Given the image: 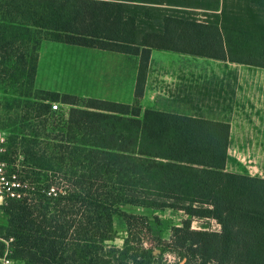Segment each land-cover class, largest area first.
<instances>
[{"label": "trees", "instance_id": "obj_1", "mask_svg": "<svg viewBox=\"0 0 264 264\" xmlns=\"http://www.w3.org/2000/svg\"><path fill=\"white\" fill-rule=\"evenodd\" d=\"M105 17V1L0 0V84L13 89L6 94L17 120L48 119L56 102L72 107L57 143L38 140L46 137L47 119L34 139L10 138L6 156H23L21 166L31 172L22 170L25 178L15 183L24 186L16 189L20 198L4 196L0 258L15 264H264V179L227 172L229 125L143 112L151 53L99 33ZM219 23L229 51L185 54L264 69V0H225ZM45 41L140 56L136 104L37 89ZM127 206L183 212L187 219L170 239H156L158 249L147 248L137 235H152L159 217L127 213ZM117 216L127 225L122 248L108 244ZM195 219L216 221L221 230H195ZM168 253L174 262L165 259Z\"/></svg>", "mask_w": 264, "mask_h": 264}, {"label": "crops", "instance_id": "obj_2", "mask_svg": "<svg viewBox=\"0 0 264 264\" xmlns=\"http://www.w3.org/2000/svg\"><path fill=\"white\" fill-rule=\"evenodd\" d=\"M96 1L106 2V17L104 23L98 26L102 30L99 33L125 37L127 40L122 41L135 44L137 47L133 46V48L139 52L149 51L151 53L144 92L140 99L143 112L149 109L225 123L230 128V150L231 125L228 114L231 113L238 93V90H235L236 85L240 83V69L236 68L252 66L230 60L185 54L196 51L227 52L231 49L222 25L216 24L218 16H222L225 0ZM54 46L66 49L73 47L82 55L75 64L76 78L91 77V80H95L106 93L119 91L124 81H127L129 89L131 88L126 99H123V96L119 99H109L107 96L98 97L90 94L74 96L131 106L136 104L140 56L107 49L45 41L39 53L35 78L37 89L68 94L51 90L52 88L46 82V75L49 71L66 68L67 63H70L68 57H64L61 52H59L58 64L54 62L57 59L51 56L54 53ZM91 50L108 53V56L101 58L98 52L94 53ZM94 55H97V58ZM125 59H128L130 63L136 61L131 74L128 72V67L124 66ZM3 204L4 197L0 195V216ZM0 264H4L1 258Z\"/></svg>", "mask_w": 264, "mask_h": 264}, {"label": "rangeland", "instance_id": "obj_3", "mask_svg": "<svg viewBox=\"0 0 264 264\" xmlns=\"http://www.w3.org/2000/svg\"><path fill=\"white\" fill-rule=\"evenodd\" d=\"M72 48L73 47H69V49H66L60 46H54V53L51 54L55 59L57 58L54 62L56 61L58 64L60 61L59 52H61L64 57H68L70 63H67L66 68L63 67L59 70H51L46 75V82L52 88L51 90L72 95L90 94L98 97L107 96L109 99H119L122 96L124 97L123 99H126V96H129L131 88L129 89V83H127V81L121 84L119 91H108L106 93L95 80H91V77L76 78L74 74L75 64L77 59L81 58L82 55ZM91 52L96 53L98 51L91 50ZM97 54L101 58L103 56H108V53L98 52ZM94 56L97 58V55ZM125 60L124 66L128 67V72L131 74V69H134L136 61L130 63L128 59ZM94 64L97 66L96 63ZM236 69H240V83L236 85L235 90H238V93L235 103L232 105L231 113L228 114V116H230L229 122L231 125V147L229 150L230 161L227 165V172L235 174L246 173L252 177L261 176V178H264V69L245 66ZM125 78L127 79L126 70ZM8 89L13 92L9 84H0V141L4 139V142H0V148L5 151L0 154V163L2 162L5 164V181L12 186L13 183H20L25 178L22 170H24V174H26V172H31V169L27 166H25L24 169L21 166L24 162L23 156H6L8 153L7 146L11 145L10 138L15 134H20L21 137L25 135L27 139H34L33 135L35 131L38 133L43 131L42 127H39L38 124L43 123L47 118L43 117L36 119L34 117L35 115H29L26 119L20 116L18 121L16 115L18 111L13 109V99L6 94ZM39 97L43 96L39 95ZM226 103L228 104V102ZM61 107L63 113H60L59 116H48L46 137H40L38 140L57 143V141L62 138V135L66 134L67 123L72 107L68 105H61ZM21 128L24 129L22 130ZM240 139L243 141L241 142ZM79 140H82V137H80ZM13 161H16V166L12 163ZM43 174H49L52 177L55 175L52 172ZM2 182V176H0V183ZM123 210L141 217H152L153 215L159 217L161 227H153L152 235H137V238L144 243L145 247L152 249H158L156 239H170L172 234L171 230L174 227L181 226L182 222L187 219V216L183 212H161L128 206ZM5 220L6 218L1 214L0 222H5ZM114 228V239L108 244L116 248H122L124 239L126 238L127 225L121 217L117 216L115 218ZM193 228L195 230H221L219 224L213 220L195 219L193 221ZM165 259L174 262L172 254H166Z\"/></svg>", "mask_w": 264, "mask_h": 264}, {"label": "built area", "instance_id": "obj_4", "mask_svg": "<svg viewBox=\"0 0 264 264\" xmlns=\"http://www.w3.org/2000/svg\"><path fill=\"white\" fill-rule=\"evenodd\" d=\"M52 113H55L56 115H60V113H63L62 107L59 103H52V108H51ZM0 142H4V139H2ZM2 152H5L4 149L0 148V154ZM4 167L5 164L4 163H0V176H2V183H0V195L1 196H5V195H9L11 197H17L20 198L21 195H23V193H21L20 191H17L16 189L18 188H24V186H20L17 185L15 183H13L12 186L9 185L8 182L5 181V177H4ZM2 261L4 262V264H13V262L9 259L2 258Z\"/></svg>", "mask_w": 264, "mask_h": 264}]
</instances>
